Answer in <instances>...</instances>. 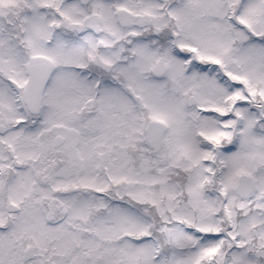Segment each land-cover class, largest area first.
<instances>
[{
	"label": "snow or ice",
	"instance_id": "obj_1",
	"mask_svg": "<svg viewBox=\"0 0 264 264\" xmlns=\"http://www.w3.org/2000/svg\"><path fill=\"white\" fill-rule=\"evenodd\" d=\"M0 264H264V0H0Z\"/></svg>",
	"mask_w": 264,
	"mask_h": 264
}]
</instances>
